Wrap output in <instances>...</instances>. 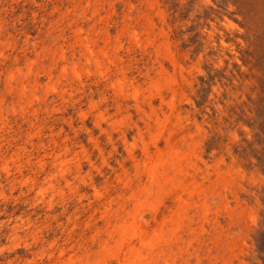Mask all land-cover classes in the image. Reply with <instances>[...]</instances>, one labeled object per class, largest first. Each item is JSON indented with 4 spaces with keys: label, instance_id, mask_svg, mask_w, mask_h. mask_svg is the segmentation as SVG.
<instances>
[{
    "label": "rangeland",
    "instance_id": "obj_1",
    "mask_svg": "<svg viewBox=\"0 0 264 264\" xmlns=\"http://www.w3.org/2000/svg\"><path fill=\"white\" fill-rule=\"evenodd\" d=\"M0 264H264V0H0Z\"/></svg>",
    "mask_w": 264,
    "mask_h": 264
}]
</instances>
